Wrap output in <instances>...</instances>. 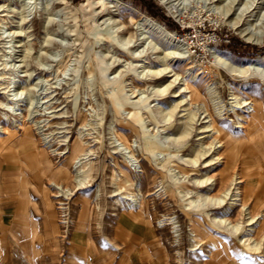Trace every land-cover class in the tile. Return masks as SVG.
<instances>
[{
	"label": "rangeland",
	"instance_id": "374dc122",
	"mask_svg": "<svg viewBox=\"0 0 264 264\" xmlns=\"http://www.w3.org/2000/svg\"><path fill=\"white\" fill-rule=\"evenodd\" d=\"M104 1L0 0V221L3 208L13 207L19 219L11 222L23 221L26 232L38 233L24 250L22 242L9 241L10 264H129L151 261L149 249L153 264H214V240L232 248L236 264H263L264 238L258 251L244 253L211 216L186 206L205 203L206 188L188 194L180 182L194 188L216 177L210 194L222 196V171L234 179V193L250 184L251 171L253 188H264V170L258 166L264 157L249 138L251 112L234 106L237 99L264 102V76L256 71L236 75L215 57L217 50L237 65L254 58L264 62V0H174L181 18L170 11L171 2L162 0ZM246 3L249 11L236 28L229 21L237 14L226 9L235 4L239 13ZM139 13L186 37L188 44L176 49L155 34L142 44ZM113 19L126 26L119 34L131 37V44L103 36ZM249 24L261 35L260 43L241 34ZM168 51L185 57L166 60L162 76L147 72L165 67L161 59ZM186 81L199 92L191 105L178 104L180 97L174 96ZM134 111L141 113V122L132 117ZM210 115L231 134L229 144L205 130ZM34 135L49 154L54 177L43 166L45 158H34L31 149L19 145V138ZM80 156L85 165L80 177H86L81 186L77 171L82 166L74 167ZM180 165L188 168L186 174ZM123 171L131 184L124 182ZM232 198H226V206ZM133 199L137 206L131 205ZM230 216L240 219V205ZM193 219L206 233L192 251ZM262 233L263 217L251 236L258 240Z\"/></svg>",
	"mask_w": 264,
	"mask_h": 264
},
{
	"label": "bare ground",
	"instance_id": "6f19581e",
	"mask_svg": "<svg viewBox=\"0 0 264 264\" xmlns=\"http://www.w3.org/2000/svg\"><path fill=\"white\" fill-rule=\"evenodd\" d=\"M101 1L104 2L105 4H107V2H108V1L106 2L104 0H101ZM162 1L165 2V3L171 2L170 4H168V6L170 5L169 6L170 11L174 14V16L181 18V11H180L178 2L174 3L173 2L174 0H172V1L171 0H162ZM230 1H235V0H230ZM236 4H237V2H236ZM117 5H120L119 2H117V4L116 3L115 4L114 3H109L108 6H117ZM245 6L246 7L241 9L239 13H237V8H235V4L233 6L229 5L227 7L226 12L227 11L230 12V10H232L231 14H235V13L237 14V16L232 17L230 19V21H229L232 26H235L236 28H239L241 26V19H242V16H243L244 12L246 13V11H249V6H248L247 3H246ZM139 14H140V18L138 20H136V28L138 30V39L142 40V44H145L147 41H149L150 36H152V34H155V36H157L158 39L160 41H162V42H169L172 45L174 44V46H176V49H179V47L181 45L188 44V41H187L186 37L179 36L178 34H176L175 32H173L171 30H169L168 28H166L164 25H162L160 22H158L157 20L153 19L152 17H149V16H147V15H145L143 13H139ZM109 18L112 19V16H110ZM125 28H126V26L124 24L118 23V22H116L115 19H113L111 25H109V27L106 29V31L103 32V36H105V37H107V38H109L111 40L112 39L114 40L115 37L116 38L122 37V39L126 40V42H125L126 44H131V42H132V38L131 37H124L122 34H119L120 32L124 31ZM240 32L248 41H252V42H256V43H260L262 41L261 35L258 33V31H254L252 25H250V24L242 27L240 29ZM153 48H155L154 45H153ZM141 53H143V52H141ZM144 53L142 54V56L146 55V53L145 54ZM182 53L183 52L178 53L177 51H168L167 53L164 54V56L161 59L163 61L164 65H166V66L163 67V68L152 70V71L150 69H148L147 72H152L153 76H156V77L164 75V73L166 72L165 71L166 68L169 66V62H166V60L171 59V58H172V60L175 59V58L176 59L177 58L181 59V58L185 57L184 55H182ZM215 53H216L215 57L218 60L217 62L221 63L223 66H225L227 68L229 67V69H231L233 72H235L236 75L247 76V75H249L250 71L251 72L252 71H256V72H258V74H260V76H262V77L264 76V62L259 60V58H254L252 60H249L248 63L243 66V65L234 64L233 62L228 61L226 58H223V56L220 55L217 50L215 51ZM261 66H263V67H261ZM189 68H190V66L187 69H189ZM147 74L149 75L150 73H147ZM172 84H173V81H170L166 86H171ZM159 90L163 91V89H161V88H159ZM183 92H188L189 93L188 98L187 97L186 98L182 97ZM174 96L180 97V100H179L178 104L184 101L185 103H188V104L191 105V104H193L196 101V99L199 98V92L191 83L186 81L184 83V86H180V91L179 92H175ZM184 102H183V104H184ZM234 106H238V107H240V106L241 107H245L246 106L247 109L250 110V112H251V114H250V126H251V129L250 130L251 131L249 132V138H250V141H253V143L257 145L258 150L261 152V154L264 157V102L261 101V100H254V99H251V100L244 99L243 102H242L241 99H237L236 100V105H234ZM140 114L141 113L139 111L132 112V117L136 120V122L137 121L141 122V115ZM2 118L3 117L0 116V120ZM211 119H212V121L205 126V127L209 128V129H205V130L212 131V134L214 135V138L217 139V141L222 142V145L229 144L232 141L231 134L226 132L225 130L221 129L220 127H218V125L214 122L212 116H211ZM238 123H241V124H239L237 126L243 125L241 121H238ZM17 124H19V123H17ZM37 127L38 128H42L43 125H38ZM0 128H2L4 130L3 125H0ZM188 133H189L188 130L185 131L184 133H182L180 135L179 138H182V137L186 136ZM41 138L42 139L43 138L47 139L45 136H43ZM146 141H147L146 144L153 145L152 141L151 142L148 141V140H146ZM74 149L80 151L81 150V144L76 142V144L74 146ZM85 150H87V149H85ZM200 154L201 155L205 154V151H202V153H200ZM83 156H85V155H83ZM83 156L77 157L74 160V163H75L74 167L82 166L81 167L82 170H78L77 171V178H79L80 186L85 182V179H86V177H80V176H82L81 173L85 172L84 171V169H85L84 166L85 165L83 166L82 162H80L81 158H83ZM212 159H214V157L211 158V160ZM197 160L198 159H193L192 161L196 163ZM79 162H80V164H78ZM208 164H211V162L208 163ZM258 166H259L260 170L261 169L264 170V160H263L262 163H260V165L258 164ZM179 169L184 174H186L188 172V168L185 167V166L180 165ZM65 171H66V173L70 172L68 169H66ZM252 175H253V173L250 171L249 174H248L249 179H247V181H249L250 184L248 186H245L243 189L238 190L236 193H234L233 191H231V188H230V185L234 181V179L232 177L230 178V175H229L228 172L222 171V173H220V177H219L220 178L219 184H220L221 187L224 188V189L222 188L223 189L222 193H224V195H222V196L221 195H218V196L216 195L215 196V195L210 194V190L212 188L213 183L215 185H217L218 179L216 177L208 176L204 181H203V179L198 181V186H196L194 188H190V187L187 186V184H185L184 181L180 182V179L178 180L180 182V184L186 190V191L184 190V192L188 193V194L191 193V192L199 193V192L202 191V188H206L205 192H202L203 200H205L204 201L205 203L202 202L201 204L199 203L198 205H195L193 203V201H189V203L186 206L190 205L189 209H195L198 212H205V213H207V215L211 216L212 223L217 225L218 227H220L222 229H225L226 230L225 231L226 234L233 236V238L236 239L235 245H237L239 248L243 247L242 251H246L244 253H247V249H248V252H249V249L258 251V249L261 248L262 240L264 238V233H262V236L259 237L260 239H258V240H256L257 239L256 237L254 238L253 236H251L252 231L254 230V226L255 225H259L261 223V219L263 217V213H261L260 211H257L256 210L257 208L255 209L254 207H252L251 206V202H249L250 195L256 189V188H253L254 178H253ZM250 176H252V177H250ZM123 180H124L125 183H128V182L130 184L132 183L131 180H130V177L126 173V171H123ZM240 181H242V179H240L239 181H235L234 183L240 182ZM57 185L61 186L60 184H57ZM115 192H117V191H115ZM119 194H121V193H119ZM233 194L236 196L235 198L231 197ZM227 196H229V197H227ZM226 198L227 199L232 198L228 206H226V203H227ZM126 199H130L131 200L130 197H126ZM256 201H258V200H256ZM262 202H264V201L262 200ZM138 203H139V201H137V199H133L131 205L134 204V205L137 206ZM236 205H240L241 216H240V219L237 222H234L233 218H231L230 214L232 213V211H233V209L235 208ZM218 209H221V211H220L221 213L220 214L215 213L216 211H214V210H218ZM193 225H194V228H192L190 230V235H191V237L193 239V244H192V247L190 248V250H192V251L196 250V249H198L200 247V245L203 243L201 241L202 237L206 233L204 227L201 226L198 222L194 221V219H193ZM246 225H250V228L247 229V233H246L247 236L244 237V238H239V234L242 231L246 230ZM214 245L216 246L214 251H213V254H214V257H215V261L214 262H217L218 264L219 263L220 264H225V257L226 256L223 253V250H227L228 249V244L227 243L221 244V242L219 240H214Z\"/></svg>",
	"mask_w": 264,
	"mask_h": 264
},
{
	"label": "crops",
	"instance_id": "0c3cea01",
	"mask_svg": "<svg viewBox=\"0 0 264 264\" xmlns=\"http://www.w3.org/2000/svg\"><path fill=\"white\" fill-rule=\"evenodd\" d=\"M20 144L24 148L31 149L32 151L31 150L29 151V155L33 156L34 158H41V159L45 158V160H42L43 166L45 167V170L51 171V162H50V159L48 156L49 154L45 149H43L42 147H39V142L35 136L19 138V145ZM50 173L53 175V177L56 174L55 171H51ZM65 173H66V171H65ZM259 187H260V189L259 188L255 189L254 192L250 195L249 201L251 202L252 207H254L255 209L257 208L256 209L257 211H260L261 213H263V218H264V209L261 208V206L264 205V202H262V200L264 201V188H262V186H259ZM256 200H258V201H256ZM9 206H13V205H9ZM6 210H7L6 207H4L2 210L3 211L2 212V219L0 221V242H2L1 243V245H2L1 246L2 247L1 257L3 259L2 264H10V261H9V256H10V251H9L10 250V243H9V241L10 240L15 241V242H22L21 247L24 250V247H30L31 246L30 244H28L27 241L34 240V239H36V237H38V233L36 234L35 232H26L28 229L26 228V225L23 221L19 220L21 223H12L11 222L12 220L19 219L15 215V213H16L15 208L12 207L9 211H6ZM7 216L10 217L9 218L10 221L6 220L5 217H7ZM39 239H41V238H39ZM35 249L37 251H40L41 248L39 246H35ZM147 253L151 254V258H152V259H150L151 261H149V259H147V260L145 259V260H142L141 262H135V263H134V261H132L129 264H153V257H152L153 252H152V250H150V249L147 250ZM223 253L226 256L225 257V264H236L234 261L235 254H234V251L232 250V248L228 247L227 250H223ZM214 264H218V263L215 262ZM240 264H243V263H240ZM247 264H252V262L247 260Z\"/></svg>",
	"mask_w": 264,
	"mask_h": 264
},
{
	"label": "trees",
	"instance_id": "16d2710c",
	"mask_svg": "<svg viewBox=\"0 0 264 264\" xmlns=\"http://www.w3.org/2000/svg\"><path fill=\"white\" fill-rule=\"evenodd\" d=\"M153 5V4H152ZM154 6V5H153ZM170 23L174 24L172 21H170Z\"/></svg>",
	"mask_w": 264,
	"mask_h": 264
}]
</instances>
